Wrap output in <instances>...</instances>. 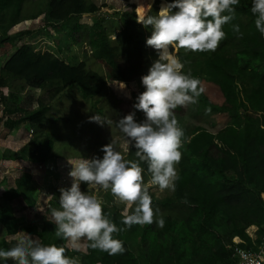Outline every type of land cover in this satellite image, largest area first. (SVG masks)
<instances>
[{
	"label": "trees",
	"instance_id": "trees-1",
	"mask_svg": "<svg viewBox=\"0 0 264 264\" xmlns=\"http://www.w3.org/2000/svg\"><path fill=\"white\" fill-rule=\"evenodd\" d=\"M24 0H0V28L6 14L12 15V20L19 16ZM158 1V0H156ZM155 1V2H156ZM165 1V0H164ZM121 12H116L119 30L113 40L110 39L109 23H114L110 15L99 17L95 15L101 7L92 0H48V19L50 22L62 23L71 17L92 15L90 24H81L77 20L68 28L67 36L73 40L72 35L79 33L82 37L80 44L88 46L90 56L99 62L106 71L107 78L112 81L128 84L133 80L141 81V76L149 68L146 55V43L143 27L136 22V10L133 0H128ZM155 3L153 4V6ZM157 9L160 1L156 3ZM152 6V7H153ZM158 11V10H157ZM38 13L31 14L30 18ZM232 24H238L243 35L237 38L232 31ZM226 33L215 51L191 52L179 49L177 55L186 61L184 71H190L194 77L199 78L203 89L210 92L198 97L199 110H210L227 117L224 127L210 131L203 127H196L190 133L189 139L181 148V159L178 165V179L175 181V191L164 198H158L150 192L152 205L164 209L181 207L179 213L182 217H164L165 224L159 235H151L152 257L150 264H159L157 256L162 247L153 244L157 236L173 231L171 239L174 253L168 256V263L178 259V246L174 231L182 227L190 241L200 237L202 224H208L213 216L221 212L227 218L240 217L237 220L243 226L234 228V236L247 239L244 230L249 225H258L264 221V37H261L254 26V17L250 11V0H240L236 6L235 18L222 26ZM6 31H3V34ZM70 35V36H69ZM61 48L58 45L57 54L46 50L35 51L28 45L20 46L0 68V94L7 85L8 79H22L27 85L43 88L55 83L49 98L61 93L65 88L76 87L81 96L92 98L98 95L106 86L105 76L99 72L87 69L86 60L68 61L60 58ZM237 69L247 77L241 83L240 96L234 93V82ZM214 100H219L217 103ZM243 107V112L237 114L236 108ZM48 106L41 101L36 108L23 110L20 119L31 125H40L47 122ZM5 126L13 129L18 121L8 117ZM34 147L30 149V161L44 163L57 158L51 153V142L45 137L42 140L30 142ZM26 149V148H25ZM24 148L22 150H25ZM135 149L128 145L124 154L127 159H135ZM7 158V157H5ZM12 161L19 158L9 157ZM142 167L147 175V165ZM87 183H81L85 191ZM253 186L257 189L248 187ZM250 189L254 193H250ZM35 188L31 184V175L22 173L15 180V187L2 191L1 199L6 202L16 200L23 208L35 205L33 194ZM59 195H54L58 207ZM53 205V204H52ZM103 211L117 227H124L120 221L122 215L114 207L103 205ZM130 211V210H129ZM201 221H194V217ZM242 216H247L242 217ZM12 218L8 208L0 206V230L9 229L8 222ZM263 218V219H262ZM254 222V223H253ZM39 237L44 244L65 246V255L69 258L74 255L80 257L81 264H137L130 252L127 239L136 234L139 224L113 235L122 240L125 251L109 255L99 249H91L85 245V251H74L67 244V240L55 236L54 224L43 222ZM50 225L52 229L48 226ZM245 227V228H244ZM145 235L141 236L145 239ZM194 239V240H192ZM13 242L0 240V248L8 249ZM162 252H166L162 249ZM231 250L220 245L215 252L202 259L205 264L227 263L230 261ZM8 264H13L11 260Z\"/></svg>",
	"mask_w": 264,
	"mask_h": 264
},
{
	"label": "rangeland",
	"instance_id": "rangeland-1",
	"mask_svg": "<svg viewBox=\"0 0 264 264\" xmlns=\"http://www.w3.org/2000/svg\"><path fill=\"white\" fill-rule=\"evenodd\" d=\"M48 0H24L16 20H12V15H7L2 22L0 28V68L6 60L22 45H28L35 51L44 52L50 50L57 54L58 45L61 48L60 58L65 62H79L86 60V68L92 69L105 76L106 86L96 96L92 98H83L76 87L65 88L61 93L49 98L55 87V83L48 84L43 88H36L27 85L22 79L10 80L3 88L0 94V196L2 191H7L15 187V180L22 173L27 172L31 175V184L35 188L33 200L35 205L23 209L16 200L6 202L0 197V206L8 208L12 214L6 231L0 230V240H8L14 237L19 231L30 233L40 239L39 232L43 226V222L49 223L52 219L51 208H57L56 201H53L54 195H60L61 187H69L72 178L68 175L72 165L70 162H77L81 158H91L93 155L102 156L100 150L102 145L109 143L111 140L116 141V148L124 155L127 152L128 142L124 138L123 133L117 127V120L128 112L133 111L135 97L144 90L141 81L133 80L128 84L112 81L107 78L106 71L103 66L91 58L88 46L80 44L82 37L79 33L72 35L71 40L65 31L77 20L81 24H90L92 15H82L80 17H71L62 23L50 22L48 19ZM96 5L101 7L99 17L110 15L114 16V23H109V37L114 39L119 30L118 17L116 12H121L125 5H130L128 0H92ZM156 0H133V5L137 11V7L151 3L152 6ZM160 1V6L164 0ZM156 1V2H158ZM157 5L152 7V13L157 11ZM38 13L36 17L30 18L31 14ZM137 15V13H136ZM136 18V17H135ZM143 27V26H142ZM3 31L4 32L3 34ZM144 38L150 36V28L143 27ZM70 36V35H69ZM146 55L149 65L157 58L156 51L146 45ZM241 70L235 72L237 77L234 82V93L240 96L241 83L247 81V77ZM207 90L205 89L204 92ZM209 94L210 92H206ZM48 106L46 113L47 122L40 125H31L20 119L23 116V110L36 108L38 102ZM216 103L219 100H214ZM198 102L178 107L174 110L178 125L183 128L184 136L182 137L183 146L188 141L190 133L196 127H203L210 131H216L220 127H224L227 120L225 115L218 114L214 111L198 108ZM237 114L243 112V107L236 108ZM98 115L108 124H99L90 117ZM17 122L13 129L5 126L6 118ZM136 118L143 119V113L137 111ZM45 137L51 142V153L59 156L50 159L44 163H33L30 161V149L34 144H30L34 140H42ZM25 150H22V149ZM7 157V158H5ZM9 157L19 158L17 161L8 159ZM70 161V162H69ZM178 173V165H175ZM144 182L150 180V174H142ZM257 191L253 186H248ZM250 193V189H247ZM90 194H94L102 201L103 205L114 207L121 214L124 212L126 204L116 199L110 190H104L94 185H88L86 190ZM150 191L158 198H164L171 195V191L165 189L159 190L158 187H150ZM262 194V193H261ZM259 194L262 202L264 199ZM53 204V205H52ZM154 209H159L158 215L165 217L170 215L172 218L181 219L179 206L172 209H164L152 205ZM59 207V206H58ZM157 214L154 212L153 223L139 225L138 232L129 236L127 244L130 252L136 260L137 264H150L152 257V239L151 235H156L162 228L157 227L155 220ZM246 217L247 216H242ZM240 217L227 218L223 213H216L208 224H202L199 232L200 237L196 241H190L188 236L179 226L174 231L176 237V246H178V259H172L168 263V256L174 253L171 239L173 231L157 236L153 244H156L166 252H160L159 264H205L202 259L206 258L212 252H215L220 245L226 247L230 244L234 235V228L243 226L242 222L237 220ZM263 219V218H262ZM194 221L201 220L196 216ZM254 223V222H253ZM50 224H53L50 222ZM51 228L50 225H48ZM55 226V225H54ZM245 228V227H244ZM145 235V239L141 236ZM194 240V239H192ZM15 244V241H9ZM86 240L80 241L81 252H84ZM67 244L71 247V242L67 240ZM230 250V249H229ZM81 264L80 257H73ZM217 263L213 261L212 264Z\"/></svg>",
	"mask_w": 264,
	"mask_h": 264
},
{
	"label": "clouds",
	"instance_id": "clouds-1",
	"mask_svg": "<svg viewBox=\"0 0 264 264\" xmlns=\"http://www.w3.org/2000/svg\"><path fill=\"white\" fill-rule=\"evenodd\" d=\"M239 3L240 0H165L154 14L151 3L137 7L136 22L150 28L145 43L156 51L157 58L141 76L144 90L135 97L134 110L116 122L128 145L135 149V159L125 158L116 148V141L111 140L101 146L102 156L69 161L72 181L69 187L59 189V207L51 208L50 222L55 225V236L70 241L72 250L80 251L83 238L88 248L109 255L123 253V241L113 234L135 224H152L154 212L157 227L163 228L165 219L152 206L150 187L175 191V165L181 159L184 130L174 110L195 104L204 91L199 78L184 71L186 61L177 51H215L226 36L222 26L235 18ZM250 11L256 30L264 37V0H250ZM231 27L237 38L243 35L238 24ZM137 111L143 113V119L136 118ZM90 119L110 123L96 114ZM143 164L151 177L147 183L142 175ZM81 183L110 190L126 204L120 221L124 227L112 222L103 211L102 201L82 191ZM13 239L12 247L0 248V264H8L9 260L13 264H78L65 255V246L44 244L24 231L17 232Z\"/></svg>",
	"mask_w": 264,
	"mask_h": 264
},
{
	"label": "built area",
	"instance_id": "built-area-1",
	"mask_svg": "<svg viewBox=\"0 0 264 264\" xmlns=\"http://www.w3.org/2000/svg\"><path fill=\"white\" fill-rule=\"evenodd\" d=\"M100 10L95 15L99 16ZM262 149L264 150V146ZM244 233L247 239L232 237L230 244L226 245L232 251L230 261L220 264H264V221L258 225L247 226Z\"/></svg>",
	"mask_w": 264,
	"mask_h": 264
},
{
	"label": "crops",
	"instance_id": "crops-1",
	"mask_svg": "<svg viewBox=\"0 0 264 264\" xmlns=\"http://www.w3.org/2000/svg\"><path fill=\"white\" fill-rule=\"evenodd\" d=\"M35 237L37 238V236L35 235Z\"/></svg>",
	"mask_w": 264,
	"mask_h": 264
}]
</instances>
